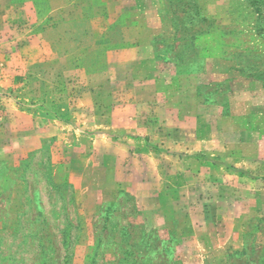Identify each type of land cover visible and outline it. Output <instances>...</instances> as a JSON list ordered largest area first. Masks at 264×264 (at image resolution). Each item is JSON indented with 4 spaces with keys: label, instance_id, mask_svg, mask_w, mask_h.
I'll return each instance as SVG.
<instances>
[{
    "label": "rangeland",
    "instance_id": "rangeland-1",
    "mask_svg": "<svg viewBox=\"0 0 264 264\" xmlns=\"http://www.w3.org/2000/svg\"><path fill=\"white\" fill-rule=\"evenodd\" d=\"M107 1L0 0V264H264V0ZM148 52L132 128L112 100Z\"/></svg>",
    "mask_w": 264,
    "mask_h": 264
},
{
    "label": "crops",
    "instance_id": "crops-1",
    "mask_svg": "<svg viewBox=\"0 0 264 264\" xmlns=\"http://www.w3.org/2000/svg\"><path fill=\"white\" fill-rule=\"evenodd\" d=\"M107 3H109V0L107 1ZM115 11L122 12L123 11L122 6L120 7V9ZM121 30L124 32V34L122 35L126 37V41L136 46L139 45L142 47H149L153 39L157 35L162 33V22L158 18L145 17L144 20H140L138 23L132 21V23L126 24V26L125 25L122 26ZM132 60L136 61V65H137L135 69L136 72L135 71L133 72L134 75H132L131 77L132 79V82L130 83L131 86L128 88V90H126V87H124V92L127 93L130 91V94L128 98L126 100L124 99L122 102L117 99L112 100L114 106H111V109H112V113L116 114V115L112 114V116L114 115L116 117H122L123 119L121 121L123 123L126 121V123L132 124V128H133V125H135L134 127H137L138 123L140 122V117H138V113L136 112L134 114L128 113L125 109H129V108L139 109V107L143 105L155 104L158 101V97L160 96V94H162V91L160 90V82L158 81L157 72L155 68L156 61L154 54L152 52H148L146 55H144L143 53H136V55H134ZM193 76L194 75L189 74V75H184L183 78L187 80L188 79L192 80ZM191 92L192 95H190L191 98L190 102L191 101L194 102L196 101V94L195 91H193V87H190V93ZM118 102H121V104H119ZM118 108L120 109L117 110ZM129 116L132 117L129 118ZM112 123L114 122L111 121V124ZM127 140L132 142L133 144L132 145L131 143H129V146L130 145L134 146L136 149L132 153V156L136 157V160L133 159L132 157V162L133 160L134 162H138L139 159H142L143 162L145 161L146 163L149 164L151 160L148 157L151 156V153H149L148 151L147 153L145 152L147 148L143 137L137 136L133 139H127ZM123 151L125 152V149ZM117 155L114 156L104 155V157L102 158V162L100 163V170L103 169L102 165L103 166L106 165L107 162L112 164V171L115 170L113 166L115 162L118 160L116 158Z\"/></svg>",
    "mask_w": 264,
    "mask_h": 264
},
{
    "label": "trees",
    "instance_id": "trees-1",
    "mask_svg": "<svg viewBox=\"0 0 264 264\" xmlns=\"http://www.w3.org/2000/svg\"><path fill=\"white\" fill-rule=\"evenodd\" d=\"M249 1H250L252 6H256V8H257V7L260 6V4L262 3L261 1H263V0H249ZM176 31H177V29H176ZM202 34H204L203 31L196 32L194 34H190L189 32L184 31V36L183 35L177 36L175 40L176 41H180L179 43L181 44L182 42H185V41H188V40L190 42V41H192L193 39L197 38L198 36H200ZM190 46H192V45H190ZM183 66L184 65H182V68H186V67H183ZM193 71L194 70H190V69H182L179 72H181V73H184V72L192 73Z\"/></svg>",
    "mask_w": 264,
    "mask_h": 264
}]
</instances>
